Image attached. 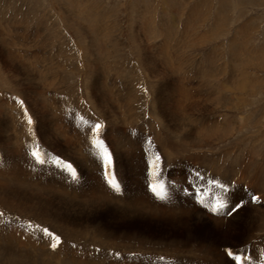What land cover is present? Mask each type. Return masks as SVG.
Segmentation results:
<instances>
[{
    "label": "rangeland",
    "instance_id": "obj_1",
    "mask_svg": "<svg viewBox=\"0 0 264 264\" xmlns=\"http://www.w3.org/2000/svg\"><path fill=\"white\" fill-rule=\"evenodd\" d=\"M261 178L264 0H0V264H264Z\"/></svg>",
    "mask_w": 264,
    "mask_h": 264
},
{
    "label": "bare ground",
    "instance_id": "obj_2",
    "mask_svg": "<svg viewBox=\"0 0 264 264\" xmlns=\"http://www.w3.org/2000/svg\"><path fill=\"white\" fill-rule=\"evenodd\" d=\"M32 65V64H31ZM27 70V69H26ZM26 72V71H25ZM14 73V72H13ZM91 73V72H90ZM94 73V72H93ZM149 73V72H148ZM56 74V73H55ZM95 74V73H94ZM93 74V75H94ZM25 75V74H24ZM29 75V74H28ZM32 76V75H31ZM54 76V75H53ZM90 79V78H89ZM90 82V81H89ZM31 84V83H30ZM89 85V84H88ZM90 86H91V84H90ZM93 86V85H92ZM100 86V85H99ZM94 89H97V88H94ZM119 90V89H118ZM90 91V90H89ZM174 91V90H173ZM93 92V91H92ZM165 92V91H164ZM101 94V93H100ZM122 96L124 95V97H125V94H121ZM163 95V94H162ZM93 95H91V97H92ZM158 96H159V94H158ZM89 97V96H88ZM90 97V98H91ZM103 97V96H102ZM164 97V96H163ZM166 97V96H165ZM165 97H164V99H165ZM95 99H97V98H95ZM100 99V98H99ZM94 100V99H93ZM101 101H102V99H100ZM100 100H99V104H100ZM160 100V99H159ZM161 100H162V98H161ZM91 101V100H90ZM95 101V100H94ZM98 101V100H97ZM105 102H102V104H104V103H106V100H104ZM61 104V103H60ZM95 102H94V106H95ZM97 104H98V102H97ZM96 104V105H97ZM101 104V105H102ZM93 105V104H92ZM106 105V104H105ZM159 105V104H158ZM172 105V104H171ZM62 106V105H61ZM64 106V105H63ZM93 106V107H94ZM98 106H100V105H98ZM157 106V105H156ZM162 106V105H161ZM97 107V106H96ZM160 107V106H159ZM167 107V106H166ZM51 108V107H50ZM64 108V107H63ZM67 108V107H66ZM95 108V107H94ZM108 108V110H109V107H107ZM158 108V107H157ZM96 109H98L99 110V107L98 108H96ZM111 109V108H110ZM159 109V108H158ZM18 110H20V109H18ZM66 110V109H65ZM70 110V109H69ZM68 110V111H69ZM92 110V109H91ZM101 111H102V109H100ZM108 110H107V112H108ZM112 110V109H111ZM97 111V110H96ZM101 111H100V113H101ZM159 111V110H158ZM171 111V110H170ZM81 112V111H80ZM14 113V112H13ZM98 113V112H97ZM103 113V112H102ZM112 113V112H111ZM59 114V113H58ZM164 114V113H163ZM57 115V114H56ZM100 116H102V115H100ZM111 116V115H110ZM113 116V115H112ZM59 117H61V116H59ZM90 117V116H89ZM88 117V118H89ZM108 117V116H107ZM117 117V116H116ZM164 117V116H163ZM57 118H58V115H57ZM106 118V117H105ZM104 118V119H105ZM110 118V117H109ZM113 118V117H112ZM126 118V117H125ZM60 119V118H59ZM97 119V118H96ZM113 119H115V118H113ZM112 119V120H113ZM14 120V119H13ZM95 120V119H94ZM95 121H97V120H95ZM161 121V120H160ZM179 120H177V122H178ZM108 122V121H107ZM106 122V123H107ZM149 122H151V121H149ZM148 122V123H149ZM167 122V121H166ZM165 122V123H166ZM112 123V122H111ZM153 123V122H152ZM161 123V122H160ZM108 124V123H107ZM151 125V124H150ZM186 125V124H185ZM13 126V125H12ZM56 126V125H55ZM157 126V125H156ZM45 127V126H44ZM154 127H155V125H154ZM153 127V130H154V132H156L155 131V128ZM171 127H172V125H171ZM81 128V127H80ZM82 129V128H81ZM158 129V128H157ZM177 129V128H176ZM185 129H186V127H185ZM51 130V129H50ZM153 132V133H154ZM165 132V131H164ZM168 132V131H167ZM152 133V134H153ZM19 134V133H18ZM51 134V133H50ZM124 134V133H123ZM156 134V133H155ZM154 134V135H155ZM10 135V134H9ZM96 135H98V134H96ZM119 135V134H118ZM160 135L162 136V134L160 133ZM20 136H22V135H20ZM99 136V135H98ZM150 136H153V135H150ZM47 137H48V134H47ZM90 137V136H89ZM129 137V136H128ZM156 137H158V136H154V138H156ZM130 138V137H129ZM153 138V139H154ZM167 138V137H166ZM51 139H52V137H51ZM88 139V138H87ZM157 139V138H156ZM31 140V139H30ZM89 141H91V138L89 139ZM166 141H167V139H166ZM127 142V141H126ZM125 142V143H126ZM160 142V141H159ZM81 143V142H80ZM79 143V144H80ZM90 143V142H89ZM133 144V143H132ZM167 144H169V143H167ZM55 145V144H54ZM125 145H127V144H125ZM171 145V144H170ZM92 146V145H91ZM119 146V145H118ZM160 146V145H159ZM78 147H80V146H78ZM121 147V146H120ZM161 147V146H160ZM164 147V146H163ZM124 148V147H123ZM131 148V147H130ZM128 149V148H127ZM164 149V148H163ZM165 149H167L166 147H165ZM130 149H128V151H129ZM172 150V149H171ZM186 151V150H185ZM89 152V151H88ZM182 152V151H181ZM191 153V152H190ZM190 153H188V154H190ZM81 154H83V153H81ZM128 154V153H127ZM169 153H167V154H165V156H167ZM129 155V154H128ZM173 155H175L174 153H173ZM86 156V158H87V156L88 155H85ZM125 156H126V154H125ZM133 157V156H132ZM176 157V156H175ZM238 157V156H237ZM167 158H171V156H170V154H169V156H167L166 157V159ZM177 158V157H176ZM97 159V158H96ZM91 160V159H90ZM92 160H94V159H92ZM238 160V159H237ZM12 161V160H11ZM240 163H241V161L240 160H238ZM251 161V160H250ZM106 162V161H105ZM168 162V161H167ZM231 162V161H230ZM252 163L254 162V161H251ZM11 163V162H10ZM90 164V163H89ZM242 164V163H241ZM206 165V164H205ZM232 165V164H231ZM234 165V164H233ZM8 166V165H7ZM19 166V165H18ZM88 166H90V165H88ZM94 166H95V164H94ZM241 166V165H240ZM97 167V166H96ZM236 167V166H235ZM261 167V166H260ZM232 168V167H231ZM140 169H142V168H140ZM220 169H222V168H220ZM243 169V168H242ZM247 169H249V167L248 168H246V169H244V170H242L241 171V173L239 174V176H241V178H244V176H245V174H247L248 172L246 171ZM148 170V169H147ZM227 170V169H226ZM232 170V169H231ZM234 170V169H233ZM233 170H232V172H233ZM216 171V170H215ZM249 171H251L250 169H249ZM23 172V171H22ZM139 172V171H138ZM220 172V171H219ZM223 172V171H222ZM226 172H228V171H226ZM226 172H225V174H226ZM231 172V171H230ZM239 172V171H238ZM237 172V173H238ZM36 173V172H35ZM234 173V172H233ZM232 173V174H233ZM237 173H236V175H237ZM260 173H262L261 171H260ZM21 174V173H20ZM19 174V176H21ZM29 174V173H28ZM42 174V173H41ZM145 174V173H144ZM248 176H249V174H247ZM262 175L261 174H259V173H257V172H254L252 175H251V177H252V179H250V183L251 184H253V185H255V187H259L260 188V185H261V183H260V177H261ZM37 177H39V176H37ZM18 178V177H17ZM25 178V177H24ZM22 179V178H21ZM20 179V180H21ZM261 179H263V178H261ZM35 180V179H34ZM264 180V179H263ZM25 181V180H24ZM23 182V181H22ZM27 182V181H26ZM247 183V182H246ZM29 184V183H28ZM35 184V183H34ZM55 184V183H54ZM59 184V183H58ZM104 184V183H103ZM102 184V185H103ZM46 185V184H45ZM264 185V184H263ZM26 186V185H25ZM35 186H37V185H35ZM68 187V186H67ZM43 188V187H42ZM261 188H262V186H261ZM70 189V188H69ZM74 190V189H73ZM77 190V189H76ZM256 190H258V189H256ZM263 190V189H262ZM261 190V191H262ZM71 191H72V189H71ZM260 191V190H259ZM73 192V191H72ZM258 192V191H257ZM256 192V193H257ZM264 192V191H263ZM262 192V193H263ZM261 193V194H262ZM247 194V193H246ZM254 194V193H253ZM260 194V193H259ZM75 196L77 195V194H74ZM263 195V194H262ZM264 196V195H263ZM258 197H260V196H258ZM123 199V198H122ZM84 200H86V199H84ZM118 200V199H117ZM250 200V199H249ZM125 201V200H124ZM129 201V200H128ZM235 201V200H234ZM251 201H252V199H251ZM264 198H260L259 199V201H257L256 203H255V206L254 207H252L253 208V210H254V212L259 216V215H262V214H264ZM142 202V201H141ZM253 203V202H252ZM133 204V203H132ZM131 204V205H132ZM138 204H140V203H138ZM128 206L129 208L130 207H132V206ZM51 206V205H50ZM114 206V205H113ZM143 206H145V205H143V203H142V205H141V207H143ZM56 207V206H55ZM140 207V206H139ZM127 208V207H126ZM243 208V207H242ZM132 210H136V208L135 207H132L131 208ZM179 209V208H178ZM127 210V209H126ZM46 211H47V209H46ZM84 211H85V209H84ZM174 211H175V209H174ZM83 212V211H82ZM129 212L130 213H132L133 211H130L129 210ZM128 212V213H129ZM243 212V211H242ZM126 213V212H125ZM129 213V214H130ZM237 213V211H235V214ZM48 214V213H47ZM176 214V213H175ZM252 214V213H251ZM254 214V213H253ZM85 215V214H84ZM254 216V215H253ZM264 216V215H263ZM200 217V216H199ZM254 217H256V216H254ZM186 219V218H185ZM252 219V218H251ZM256 219H257V217H256ZM262 219H263V217H262ZM261 219V220H262ZM93 220V219H92ZM246 220H248V219H246ZM254 220V219H253ZM252 221V220H251ZM48 223V222H47ZM184 223V222H183ZM219 224V223H218ZM183 225V224H182ZM189 225V224H188ZM262 225V224H261ZM255 226H256V224L255 225H253V226H246L245 225V229H244V227L243 228H241V230L242 229H244V230H247L246 232H247V234H248V236H253L254 235V231H256V228H255ZM87 228V227H86ZM259 228H260V226H259ZM264 229V228H263ZM85 229L83 228V231H84ZM248 231H249V233H248ZM261 232H262V230H261ZM85 233H87V232H85ZM259 233V232H258ZM261 234V233H260ZM260 234H258V235H260ZM41 239V238H40ZM36 240H38L37 238H36ZM47 240H49V239H47ZM44 241V240H43ZM3 242H4V240H3ZM13 242V241H12ZM68 242V241H67ZM29 243V242H28ZM37 243H39V242H37ZM51 244V243H50ZM246 244V243H245ZM39 248V247H38ZM70 249V248H69ZM40 250V249H39ZM47 251V250H46ZM48 251H50V250H48ZM31 252V251H30ZM53 254V253H52ZM71 259H73V258H71ZM39 260V259H38ZM78 260V259H77ZM25 261V260H24ZM66 261V260H65ZM32 263V262H31ZM52 263V262H51Z\"/></svg>",
    "mask_w": 264,
    "mask_h": 264
}]
</instances>
